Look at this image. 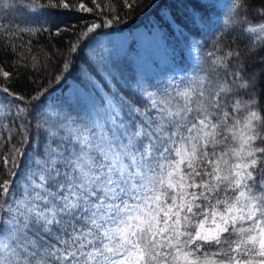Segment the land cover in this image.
<instances>
[{
	"label": "snow or ice",
	"instance_id": "1",
	"mask_svg": "<svg viewBox=\"0 0 264 264\" xmlns=\"http://www.w3.org/2000/svg\"><path fill=\"white\" fill-rule=\"evenodd\" d=\"M14 4L0 0V10ZM22 4L31 12L90 14L81 16L55 80L83 53L82 79L91 91L45 104L47 88L31 95L14 90L15 73L0 63V105L22 134L20 146L3 156L0 264H264V106L256 81L240 68L230 70L241 53L223 43L239 27L252 50L264 48V4L255 25L247 0L223 5L226 18L207 52L197 37L212 26L217 0ZM137 8L155 9L148 38L164 40L162 25L173 28L190 43L197 65L178 79L126 80L143 108L119 89L105 92L96 79L114 87L118 65L140 55L136 40L126 51L98 41L92 46L102 30H115ZM180 57L185 64L183 52ZM31 120L39 139L30 136Z\"/></svg>",
	"mask_w": 264,
	"mask_h": 264
},
{
	"label": "trees",
	"instance_id": "2",
	"mask_svg": "<svg viewBox=\"0 0 264 264\" xmlns=\"http://www.w3.org/2000/svg\"><path fill=\"white\" fill-rule=\"evenodd\" d=\"M30 3V0H27ZM46 2V0H44ZM150 3L151 0H146ZM229 0H217L221 5L213 14L212 26L208 29L207 34L198 36L197 39L201 41L202 52H207L211 48V41L216 35L219 24L226 18L228 9L223 7L227 5ZM264 4V0H247V16L249 20L255 25L261 22L257 15V9ZM155 9L144 10L137 8L130 15L124 16V23L117 26L115 30H102V34L98 37L108 34H121L131 31L138 27L150 28L155 16ZM81 16L88 18L90 14L79 13L72 9L63 8H46L35 12L29 11L22 4V0H15V4L10 9L0 10V63L7 66V70L15 73L12 88L20 93L31 95L35 91L47 88L48 93L43 99V103L52 104L59 100L66 98H83L84 94L78 89L82 87L87 88L86 82L82 79V68L84 67V60L86 57L83 53L77 54L74 66L65 74V77L59 83L56 82L55 77L60 74L63 65V54L67 52L69 42H74L76 33L81 27ZM7 27L10 32L15 35H9L3 29ZM174 27V26H173ZM19 28H35L40 31L32 33H21L17 31ZM165 34V46L170 50L175 60L180 62V54L183 52L188 74L197 67L196 63L189 64L187 47L191 46L186 42L178 32H174L173 28H168L162 25ZM122 30V31H121ZM97 37V38H98ZM96 38V39H97ZM95 42V41H94ZM224 46L232 49H238L241 53L239 59H234L230 63V70L236 71L240 68L244 77L249 80L256 81L255 92L260 96L261 106H264V48L251 49V40L245 37L241 28L237 27L231 31L224 38ZM15 45L20 55L13 54L10 45ZM187 46V47H186ZM87 51V49H86ZM21 55L25 58L19 65L13 62L20 60ZM33 56L36 57L33 60ZM25 64L27 65L25 67ZM35 64V67L33 65ZM119 74L116 75L114 82L104 84L103 80L97 75L98 80L103 84V90L111 93L119 89L121 94L127 97L130 101H135L138 107L143 108V104L139 102L138 97L129 89L125 81L137 74L134 65L130 63H120L118 65ZM144 72L143 76L149 78H159L160 73ZM2 79V77H0ZM91 90V89H90ZM249 95L251 93H248ZM14 111V110H13ZM5 115H8V110L3 105H0V174L4 178H8L4 171L3 156L9 154L13 146L19 147L22 139V134L19 132V121L15 120L13 116L8 115V119L4 120ZM8 125L9 131L2 125ZM30 136L33 139L40 137L36 133L35 120L30 121ZM29 150L32 145L30 144ZM211 226L208 222L203 226L202 230Z\"/></svg>",
	"mask_w": 264,
	"mask_h": 264
},
{
	"label": "rangeland",
	"instance_id": "3",
	"mask_svg": "<svg viewBox=\"0 0 264 264\" xmlns=\"http://www.w3.org/2000/svg\"><path fill=\"white\" fill-rule=\"evenodd\" d=\"M149 30L150 28L147 27H138L121 34L103 35L98 37L95 42L93 41L92 46L98 41L101 45H107L109 48L115 46L126 51L128 44L135 39L137 42L136 47L140 50V55L131 56L130 61L134 65V69L139 71L137 74L143 75L144 72L140 71H146L148 73H160L159 78L163 76L161 79H166L167 77L178 79L179 75L185 74L184 67L187 63L181 65L179 61L175 60L173 57L174 53L171 54L170 50H167L164 40L148 38L146 34ZM189 48L190 46L187 47V55L189 64L192 65L196 62L194 57L189 54ZM117 74H119V71H117ZM96 79L98 80L97 77ZM78 87L81 94H84L86 90L91 91L89 85L83 91L82 87Z\"/></svg>",
	"mask_w": 264,
	"mask_h": 264
}]
</instances>
